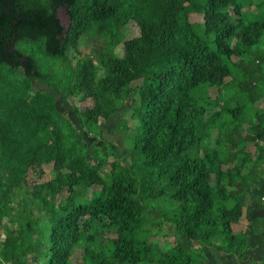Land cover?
<instances>
[{
	"label": "trees",
	"instance_id": "trees-1",
	"mask_svg": "<svg viewBox=\"0 0 264 264\" xmlns=\"http://www.w3.org/2000/svg\"><path fill=\"white\" fill-rule=\"evenodd\" d=\"M252 4L257 15L245 10ZM130 20L138 34L119 39ZM91 26L110 42L73 64L70 50ZM19 40L27 47H17ZM135 80L137 123L130 128L122 118L109 126L128 145L108 148L101 118L125 102ZM203 84L217 96L198 93ZM56 95L76 98L69 111L80 128ZM259 99L264 0H0V264H69L78 244L92 256L104 247L113 252L111 259L85 257L87 264H204L208 249L243 257L250 231L264 228L259 217L234 227L259 197L248 189L264 177ZM83 131L102 142L83 140ZM48 163L53 176L29 184L45 224L12 201L28 170L41 173ZM93 185L100 188L86 196ZM148 201L166 208L161 220L152 219ZM154 223H168L173 233L164 250L150 240ZM102 230L116 236L95 249Z\"/></svg>",
	"mask_w": 264,
	"mask_h": 264
},
{
	"label": "rangeland",
	"instance_id": "rangeland-1",
	"mask_svg": "<svg viewBox=\"0 0 264 264\" xmlns=\"http://www.w3.org/2000/svg\"><path fill=\"white\" fill-rule=\"evenodd\" d=\"M245 10L247 12H249L251 14V16L257 15L259 13V11H257L254 4L247 6L245 8ZM59 16L61 18V21L64 24H66L67 23V14H66V10L64 7L59 8ZM189 18L193 22L202 21V15L199 13H191ZM119 31H120V34H119V39H120V38H130V37L136 36L139 32V29L136 26L135 22L130 20L125 25L120 27ZM117 41H118V39L114 40L112 50L119 54L121 52V49H120V43L121 42H117ZM109 42L110 41L104 35L100 34L94 26L89 27L87 32L80 38L79 43L77 45V51H75L73 49L70 50V57H71L72 63L74 64L76 62L77 58L92 52V50L95 47H97L99 45L102 46V45L107 44ZM16 45H17V47H19L21 49L24 47H27V44H23L22 40H19ZM28 49H29V47H28ZM50 59L56 60L55 58H52V57H50ZM237 59H238L237 56H235V55L232 56V60H237ZM2 67L8 68L7 65H2ZM229 79H230V77H225V80H229ZM139 82H140V80H135L132 82L133 90L128 95L125 102L113 114H111L107 120H104L101 118V129H102L103 135L107 141L106 144L109 145L108 148H110L111 144H115L120 150H122L125 146L128 145V141L124 139V134H122L119 131L109 132L108 127L113 126L122 118L126 121L127 125L130 128H133L136 125L137 121L134 119V117H132V105L134 104L135 101H137V87L139 85ZM233 89L234 88L230 87L229 89L222 90L221 92L223 94L228 90H230L229 92H233L234 91ZM198 93H204V94H207L211 97H215V96H217L218 91L216 90L215 86H212L209 84H203L202 86H200ZM56 96L58 97L56 104H57V107L59 108V110L65 111L66 113L70 114L73 118V122L76 125V127L80 128V121L74 116V114H72L71 111H69L71 104L77 102L76 98L73 96H69L67 98H61V97H59V95H56ZM254 105L256 107L263 106L264 105L263 99L257 100L254 103ZM215 109H216V107H214L211 111H208L206 113V116L209 114V112L211 113ZM207 135L208 136L206 137V142H208L210 140V133H208ZM82 138H83V140H85L87 142H93L95 144H100L102 142L101 139L97 138L94 135H90V134L88 135L85 131L82 132ZM249 150L254 152L255 151L254 146L250 145ZM109 159L111 160L113 158L110 156ZM42 168H43V172H41V173L36 168H30L28 170L26 185L18 188V190L15 191L12 204L16 208H17L18 204H23L24 206L31 207L32 215L38 220V222H44L45 224H48L47 217H46L47 215L43 214L42 212H40L36 208V206L34 205L33 197L31 195L30 189H29V184L31 182H35V181L42 182L44 180L50 179L53 176L51 163L44 164L42 166ZM99 188H100L99 185H93V186L89 187L86 191V196H90L91 192L93 190H96ZM248 192L252 194L253 188L251 187L250 189H248ZM59 197H60V195H59ZM59 197H57V199ZM148 203H149L150 208L152 210V213H151L152 219H154L156 222H157V220L158 221L161 220L162 219V212H164L166 210V208L162 207L158 210L157 205L155 203H153L152 201H148ZM16 222L17 221L14 220L9 225H14ZM239 223L241 224V221H239ZM239 223H234L235 228L238 227ZM149 224H151V223L149 222ZM152 230L155 231L154 232L155 234H152V236H150V240L155 242V244H157L160 249L164 250L169 245L173 244V242H174L173 233H172L171 228H170L168 223L167 224L161 223L159 225L155 224V226H152ZM4 235H5V231H4V229H2L0 239L4 238ZM115 236H116V234L113 231L107 232V231L102 230L101 234L97 237L98 241L93 242V243L91 242V244H92L91 246L96 249L98 247L99 242L102 244H106L107 242H109V239L114 238ZM183 241H184L185 245L189 246L190 243L187 241L186 238H183ZM104 248L106 249L104 253H102L101 255H98V256H96V255L92 256V255L86 254L83 251L84 249H83L82 245L78 244V245L73 247V249L70 253V256H69V259H70L69 262L70 263L69 264H87L86 262H88V260H86V259H93V258H99V259H103V258L111 259V258H113V252L111 250H109L107 247H104ZM85 257H86V259H85ZM28 259L29 260L31 259V254L28 255ZM83 259H85V260H83ZM217 261L215 263H217ZM204 264H206L205 261H204Z\"/></svg>",
	"mask_w": 264,
	"mask_h": 264
},
{
	"label": "crops",
	"instance_id": "crops-1",
	"mask_svg": "<svg viewBox=\"0 0 264 264\" xmlns=\"http://www.w3.org/2000/svg\"><path fill=\"white\" fill-rule=\"evenodd\" d=\"M255 188H253L252 195L259 196L257 200H252L249 205L248 212H244L242 217L236 222L239 223L236 230H241L246 227V224L250 222L254 217L264 218V177L261 176L255 182ZM235 227V225H234ZM243 227V228H242ZM250 249L247 253L241 257H224L223 255H218L211 249H208L207 256L209 260L206 263L210 264H258L257 262L264 257V228L259 233H253L250 231ZM218 260V261H217ZM217 261V263H215Z\"/></svg>",
	"mask_w": 264,
	"mask_h": 264
}]
</instances>
